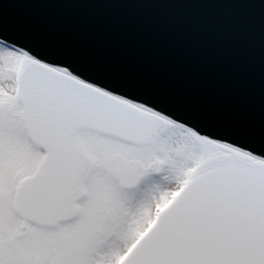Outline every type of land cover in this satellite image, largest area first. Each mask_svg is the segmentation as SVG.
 <instances>
[{
	"label": "snow or ice",
	"instance_id": "1",
	"mask_svg": "<svg viewBox=\"0 0 264 264\" xmlns=\"http://www.w3.org/2000/svg\"><path fill=\"white\" fill-rule=\"evenodd\" d=\"M0 264H264V155L0 40Z\"/></svg>",
	"mask_w": 264,
	"mask_h": 264
},
{
	"label": "water",
	"instance_id": "2",
	"mask_svg": "<svg viewBox=\"0 0 264 264\" xmlns=\"http://www.w3.org/2000/svg\"><path fill=\"white\" fill-rule=\"evenodd\" d=\"M0 40L264 155V0H0Z\"/></svg>",
	"mask_w": 264,
	"mask_h": 264
}]
</instances>
